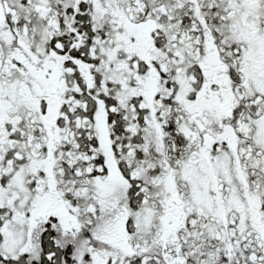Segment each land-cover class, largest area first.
Returning a JSON list of instances; mask_svg holds the SVG:
<instances>
[{"label": "snow or ice", "instance_id": "snow-or-ice-1", "mask_svg": "<svg viewBox=\"0 0 264 264\" xmlns=\"http://www.w3.org/2000/svg\"><path fill=\"white\" fill-rule=\"evenodd\" d=\"M0 264H264V0H0Z\"/></svg>", "mask_w": 264, "mask_h": 264}]
</instances>
